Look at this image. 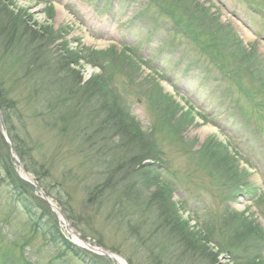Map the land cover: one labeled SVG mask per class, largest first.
I'll return each instance as SVG.
<instances>
[{"label": "rangeland", "instance_id": "rangeland-1", "mask_svg": "<svg viewBox=\"0 0 264 264\" xmlns=\"http://www.w3.org/2000/svg\"><path fill=\"white\" fill-rule=\"evenodd\" d=\"M96 80L151 136L143 154L133 135L104 133L102 95L86 88ZM0 83L17 104L14 136L32 147L24 160L45 164L55 204L92 245L127 264H232L228 250L264 264V0H0ZM144 164L172 184L171 203L151 201L159 186L142 181ZM6 174L0 160V264H119L77 243L51 206L59 237L34 224ZM184 228L208 241L189 252Z\"/></svg>", "mask_w": 264, "mask_h": 264}, {"label": "trees", "instance_id": "trees-1", "mask_svg": "<svg viewBox=\"0 0 264 264\" xmlns=\"http://www.w3.org/2000/svg\"><path fill=\"white\" fill-rule=\"evenodd\" d=\"M152 1H154V0H152ZM75 54L76 53L73 50L67 51L66 55H69V56L66 57V59L70 58V62H72V60H73L72 58L75 56ZM223 54H225V53H223ZM249 54L250 53L244 54L245 58L250 59L251 57L248 58ZM71 56H72V58H71ZM250 62H251V60L246 62L247 67H245L243 65L244 67H242V71L245 73L247 70L249 75H251L254 78L255 74L260 72V69L258 67V64L255 61H253V65H251L252 63H250ZM240 68H238V69H240ZM86 88H87V90H91L92 92H94L96 90L95 93H96V95L99 96V100L101 99V95H102L103 103H101V104L99 103L98 113L101 112L104 116V119L102 121V124H103L102 129L104 130V133H109V132H111L112 129L113 130L115 129L116 133L120 136H125L126 134L128 135V133H129V135H133L134 138H136L134 140V142H136L135 144L137 146L136 150L137 151L138 150L139 151L144 150L141 152L143 154L146 150V145H147L148 141H151V136L149 135L148 132L143 131L139 122L136 123V121H135L136 119L133 117L131 109L127 105L124 104L122 97L119 94V92L117 91V89L114 86H112V84L107 80L106 81L104 80V82H102V83H100L98 80H96L94 82H89L87 84ZM247 89L251 94L255 93V92L251 91L250 88L247 87ZM256 94L258 95L259 92H256ZM16 106H17L16 101L10 97V95L7 92V90L5 89V87L1 86V83H0V108H1L2 116H3V126H4L5 130L7 131L8 136L10 137V139L12 141V144L14 146V151L22 159L25 168L28 171H30L36 175V178L38 180V184L44 188V190L47 192L48 195L53 196V193L50 190L49 186L46 185L44 182L43 177L47 175V170H45V172H43L44 170L42 171V169L44 168L45 164H41V165H37L35 163H33L32 165L27 164V162L24 159L27 156H28V158L30 157L32 147H27L26 145L20 144L22 142V140L18 139V137L16 135L14 136V130H13V128L9 122V118H10L11 114L14 113V111L16 110ZM123 138H125V137H123ZM137 143H139L140 145H137ZM151 143H153V141H151ZM118 146H120V148H121V145L118 144L115 147V149H118ZM100 149H101L102 154H103V150L106 154L105 148L103 146H101ZM147 149H149V155H151V156L154 155V153L156 151L155 146L150 144L149 148H147ZM14 151H12L11 147L6 142L5 138L3 137V135L0 132V160L2 161L3 167L7 172V174L5 175V178L8 179V182H9V185L12 189L13 196H14L15 200L19 203H22V206L24 207L25 212L28 214L29 219L32 220L34 224L42 223L44 220L43 223L48 224V227L45 229L46 230L45 232L47 233V231H52L54 233V237H57V234L59 237V234H60L59 230L56 227L53 228V227L49 226V221L47 220L49 215L50 216L55 215L51 211L49 204L40 195L35 194L36 189L34 188V186L32 184H30L29 182L23 180L22 178H20L18 176L17 171L15 169L16 160L14 158H12ZM207 152L209 154H211V156L207 157ZM207 152L205 150L201 151V153L204 154V156H205L204 158L207 159V161L209 158H210L209 160L212 162L213 161L215 162V160L217 161V159H214L215 157H212L213 154L211 153L210 149H207ZM112 156L114 157V155H112ZM141 159L142 158L140 157V160ZM140 170L142 172V181L149 180V178H151V181L149 180L150 183H152V184L155 183L159 186V190L154 191L152 193L151 201H154L156 204L160 203V205L161 204H168L171 201L169 191L171 192L173 189L172 184H170L169 182L164 181V180H162V178H160L158 172L154 168V165L144 164L143 166H141ZM153 171H155V173H153ZM1 181H3V178L1 179ZM146 183H148V182H146ZM108 184H112V183L110 181H108V182H105L104 184H101L97 189L91 190L89 192L88 199L90 201H93L96 199H102L104 194H105V191H106L104 189H107L106 187L108 186ZM129 192L133 193L132 190H130L128 188L127 193H129ZM60 204L64 205V207H66L65 206L66 204L64 202L61 201ZM151 204H154V203L152 202ZM173 205H176V204L174 203ZM171 207H172V209L175 208L173 206H171ZM165 208H166V205H165ZM168 210H169V208H168ZM173 216L174 215L171 212L170 218L172 217V219H173ZM235 216L238 218L239 214L236 213ZM243 218L244 217L242 214V217H240L239 225L236 226L234 229V232L240 236L246 235L247 232L251 231V225H250L251 222L243 220ZM72 223H74V222L72 221ZM73 226L76 227V224L75 225L73 224ZM77 228L80 230L79 227H77ZM52 229H56V230L53 231ZM184 232H185V234H183V236L182 237L180 236V237H181L182 242H186V243H183V245L186 246L187 249L191 250L189 252L194 253V252H196V250L202 248V245H203L202 241H204V243H205V241H206L205 239L201 238L199 235L193 236V235L189 234L188 233L189 231H187L185 228H184ZM63 243L66 245L67 249H70L73 252H75V254L77 256H79L80 258L86 259L88 262L89 261L94 262L92 259L91 260L88 259V257H87L88 254H86L87 252H85L86 250H83V249L77 247L70 240L64 238ZM27 262H28L27 264H32V263H30L29 260ZM217 262L218 261H217L216 256L212 255L210 264H216ZM246 264H250V263H246Z\"/></svg>", "mask_w": 264, "mask_h": 264}, {"label": "bare ground", "instance_id": "bare-ground-1", "mask_svg": "<svg viewBox=\"0 0 264 264\" xmlns=\"http://www.w3.org/2000/svg\"><path fill=\"white\" fill-rule=\"evenodd\" d=\"M22 176L24 177V178H26V179H28V180H32V177L29 175V174H27V173H25V172H23L22 171ZM64 220H62V222H63ZM64 223V222H63ZM71 233V235L74 237V239H76L80 244H82L83 246H85V247H87V246H89L88 244H87V242L85 243V242H83L75 233H73L72 231H70ZM94 250L95 251H101L102 249L101 248H94ZM110 253V252H109ZM111 255L112 256H114L116 259H117V261L120 263V264H127L126 263V261L121 257V256H118V255H116V254H112L111 253Z\"/></svg>", "mask_w": 264, "mask_h": 264}, {"label": "water", "instance_id": "water-1", "mask_svg": "<svg viewBox=\"0 0 264 264\" xmlns=\"http://www.w3.org/2000/svg\"><path fill=\"white\" fill-rule=\"evenodd\" d=\"M0 131H1L2 134L5 136V134H4L3 130H2V117H1V114H0ZM8 143L11 145V143H10L9 141H8ZM20 166H21V162H20ZM38 189L42 192L43 197H44L45 199H47V200L49 201V203H50L54 208H56V209L58 210V212L61 213L60 209L57 208V206H54V205H53V203L51 202V200L49 199V197L47 196V194H46L43 190H41L39 187H38ZM61 214H62V213H61ZM62 215H63V214H62ZM63 216H64V215H63ZM67 227L71 228V226L69 225V223L67 224ZM72 230H73V229H72ZM73 232L81 238V236H80V234H79L78 232H76L75 230H73Z\"/></svg>", "mask_w": 264, "mask_h": 264}]
</instances>
